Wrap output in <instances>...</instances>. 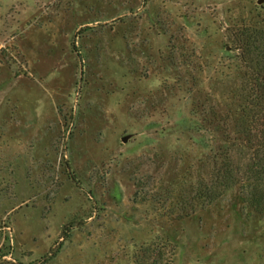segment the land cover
I'll list each match as a JSON object with an SVG mask.
<instances>
[{
  "label": "rangeland",
  "instance_id": "rangeland-1",
  "mask_svg": "<svg viewBox=\"0 0 264 264\" xmlns=\"http://www.w3.org/2000/svg\"><path fill=\"white\" fill-rule=\"evenodd\" d=\"M246 27L264 0H0V264H264ZM226 155L218 198L179 200Z\"/></svg>",
  "mask_w": 264,
  "mask_h": 264
},
{
  "label": "trees",
  "instance_id": "trees-1",
  "mask_svg": "<svg viewBox=\"0 0 264 264\" xmlns=\"http://www.w3.org/2000/svg\"><path fill=\"white\" fill-rule=\"evenodd\" d=\"M236 37L237 48L242 53L238 56H243L247 63L253 53L257 57L255 67L251 69L248 66L250 71H245L242 75L248 83L241 90L246 102L234 129L240 141L251 152L250 162L241 175L239 185L245 194L243 197L245 205L259 214H264V34L255 28L246 27L240 29ZM234 179L232 164L226 155L219 164L214 163L208 179L202 177L190 186L187 193L182 191L179 200L190 208L197 205L202 207L201 205L209 204L218 198ZM182 215L180 213V216ZM140 252L148 255L150 251L145 247ZM142 257L141 254L139 264L157 263L156 261L146 263Z\"/></svg>",
  "mask_w": 264,
  "mask_h": 264
},
{
  "label": "water",
  "instance_id": "water-1",
  "mask_svg": "<svg viewBox=\"0 0 264 264\" xmlns=\"http://www.w3.org/2000/svg\"><path fill=\"white\" fill-rule=\"evenodd\" d=\"M125 139H126V137L124 136V137H123V140H125Z\"/></svg>",
  "mask_w": 264,
  "mask_h": 264
}]
</instances>
